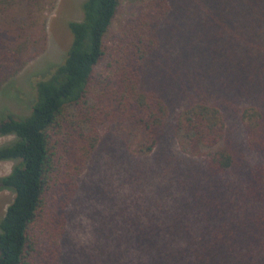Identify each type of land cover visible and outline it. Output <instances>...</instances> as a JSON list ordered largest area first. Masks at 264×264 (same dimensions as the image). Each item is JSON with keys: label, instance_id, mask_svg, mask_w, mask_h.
Segmentation results:
<instances>
[{"label": "trees", "instance_id": "1", "mask_svg": "<svg viewBox=\"0 0 264 264\" xmlns=\"http://www.w3.org/2000/svg\"><path fill=\"white\" fill-rule=\"evenodd\" d=\"M56 1L0 0V92L44 51ZM121 3L84 0L30 113H0V162H16L0 264H264V0H143L115 25ZM110 136L153 186L90 249L68 247Z\"/></svg>", "mask_w": 264, "mask_h": 264}, {"label": "rangeland", "instance_id": "2", "mask_svg": "<svg viewBox=\"0 0 264 264\" xmlns=\"http://www.w3.org/2000/svg\"><path fill=\"white\" fill-rule=\"evenodd\" d=\"M142 1L122 0L115 25ZM83 2L84 0H57L54 5L47 7L45 16L48 41L45 49L40 55L30 59L23 70L0 92V113H30L35 96V82L46 76L55 65L64 62L73 41L69 22L83 18ZM110 137L109 149L113 151L97 155L81 176L77 202L72 205L73 212L68 224V247L70 243H75L80 248L90 249L93 241L100 239L101 232L107 234L109 230V210L115 212L131 208L132 203H138L141 196L153 186L148 170H136L126 157H113L124 150L123 138ZM12 139V136H0V146ZM136 140L139 141V137L133 136L129 141L135 145ZM15 164V161L0 162V176L9 174ZM146 188L148 190L140 195L143 191L141 189ZM13 197L14 193L9 189L0 191V218ZM76 246L74 248L77 249ZM76 249L71 252L70 260L74 257L84 260V255Z\"/></svg>", "mask_w": 264, "mask_h": 264}]
</instances>
